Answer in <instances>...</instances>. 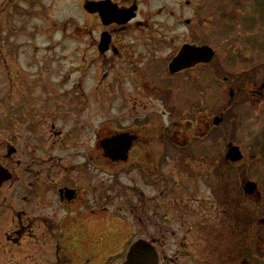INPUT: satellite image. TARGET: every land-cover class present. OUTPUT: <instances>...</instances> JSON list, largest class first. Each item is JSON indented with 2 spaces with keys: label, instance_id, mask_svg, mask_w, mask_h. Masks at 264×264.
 Here are the masks:
<instances>
[{
  "label": "rangeland",
  "instance_id": "1",
  "mask_svg": "<svg viewBox=\"0 0 264 264\" xmlns=\"http://www.w3.org/2000/svg\"><path fill=\"white\" fill-rule=\"evenodd\" d=\"M89 1L100 0H0V141H14L26 121L76 113L77 103L84 119H99L125 102L131 113H147L148 146L170 157L163 172L173 175L176 209H189L191 222L203 218L212 243H239L245 258L263 263L264 0H110L119 9L135 1L137 12L128 25L109 27L84 11ZM102 33L129 45L131 63L139 57L142 83L133 84L121 57L96 53ZM185 43L207 45L216 57L170 76L168 63ZM229 147L241 152L239 163L225 160ZM246 182L257 187L249 199ZM114 223L99 216L68 226L60 216L18 218L0 206V264H102L128 248ZM171 230L174 241H192L186 227ZM141 237L133 224L130 242Z\"/></svg>",
  "mask_w": 264,
  "mask_h": 264
},
{
  "label": "flooded vegetation",
  "instance_id": "2",
  "mask_svg": "<svg viewBox=\"0 0 264 264\" xmlns=\"http://www.w3.org/2000/svg\"><path fill=\"white\" fill-rule=\"evenodd\" d=\"M92 16L100 20L98 14ZM103 34L94 39L96 53L121 57L118 62L130 66L133 72V84L136 86L137 78L142 83L139 57L131 63L134 56L129 55V45L111 33H106L108 49L101 52ZM199 66L205 65L171 76ZM75 106L76 113L53 118L46 114L43 119L26 121L20 124L14 141H0V168L11 175L0 187L1 207L8 206L18 218L60 216L68 226L78 227L84 218L113 217V233H126L128 248L124 250L125 246L122 252L127 254L138 244L151 246L157 264H264L257 257L245 258L239 243L230 249L223 242L212 243L203 218L191 222L189 209L184 205L181 213L176 209L173 175L163 172L170 157L162 146H148L151 119L147 113H131L123 102L112 104L117 106L114 115L84 119L83 104ZM149 189L154 193L149 194ZM133 224L139 226L142 237L130 242ZM173 226L186 227L192 241H174ZM138 255L142 257L143 253L138 251Z\"/></svg>",
  "mask_w": 264,
  "mask_h": 264
},
{
  "label": "water",
  "instance_id": "3",
  "mask_svg": "<svg viewBox=\"0 0 264 264\" xmlns=\"http://www.w3.org/2000/svg\"><path fill=\"white\" fill-rule=\"evenodd\" d=\"M84 10L89 14H99L101 22L108 26L112 23L117 25H125L135 17L136 6L133 5L128 10H119L116 5L110 0L102 2H88L84 5ZM189 24V21H185ZM108 34H103L99 50L104 52L108 49L109 39ZM215 56V52L208 46L183 45L179 53L171 60L168 66L170 74H177L187 69L194 68L200 64L210 63ZM264 88V86H262ZM232 94L230 97L232 98ZM222 118L215 117L214 125H219ZM225 159L230 163L239 162L242 159L240 151L236 147H229ZM10 179V175L6 170L0 168V186ZM256 191V185L252 182H247L243 186V192L246 195H253ZM264 223V220L261 221ZM138 251L143 253L142 257L138 255ZM124 264H156L154 252L143 244L133 246L126 258Z\"/></svg>",
  "mask_w": 264,
  "mask_h": 264
},
{
  "label": "trees",
  "instance_id": "4",
  "mask_svg": "<svg viewBox=\"0 0 264 264\" xmlns=\"http://www.w3.org/2000/svg\"><path fill=\"white\" fill-rule=\"evenodd\" d=\"M196 114H198V111H194ZM261 243V242H260Z\"/></svg>",
  "mask_w": 264,
  "mask_h": 264
}]
</instances>
